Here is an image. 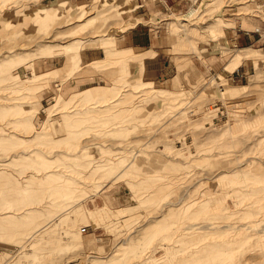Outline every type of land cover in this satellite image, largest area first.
I'll list each match as a JSON object with an SVG mask.
<instances>
[{"label": "rangeland", "instance_id": "obj_1", "mask_svg": "<svg viewBox=\"0 0 264 264\" xmlns=\"http://www.w3.org/2000/svg\"><path fill=\"white\" fill-rule=\"evenodd\" d=\"M158 1L0 0V264H158L166 250L185 264L215 198L230 207L217 213L231 264H264L231 196L236 165L264 170V47L234 61L241 44L223 31L235 16L260 29L264 13L247 0ZM142 3L161 16L164 77L142 75L141 53L115 41ZM85 46L101 57L82 62Z\"/></svg>", "mask_w": 264, "mask_h": 264}, {"label": "bare ground", "instance_id": "obj_2", "mask_svg": "<svg viewBox=\"0 0 264 264\" xmlns=\"http://www.w3.org/2000/svg\"><path fill=\"white\" fill-rule=\"evenodd\" d=\"M68 62H69V60L67 59V61L65 62L66 66H67ZM29 128L32 131L35 127L33 128L32 125L30 124ZM34 130H36V129H34ZM67 134H69V133H67ZM61 136H63V135H61ZM68 136H70V135H68ZM42 152H43V150H42ZM6 156H8V155H6ZM14 156H15V154H14ZM6 159L7 158H5V160H3V161H6ZM3 161H1V162H3ZM3 163H5V162H3ZM2 165H6V164H2ZM233 167L234 166H232L231 169H226V170L224 169L225 174L227 171H232ZM236 167L238 169H241L239 171V176H240L239 185L234 187V190H233L234 194L231 193L232 194L231 196H234L233 200H234L235 205H236L235 207L238 206L239 207L238 211L242 212V227L238 232H239V234H244L247 237L254 238L255 243H257L259 245L258 248L263 249L262 245L264 243H263V240L261 239V236L264 233V217H261V216L264 215V181H263L264 180V170L261 167H256L255 170L253 169V171H250L249 169H247V167H246V169L238 167V165H236ZM61 172H60V174H57V176H56L57 178L62 177L63 174H61ZM228 174H229V172H228ZM46 175L47 174H45L44 176H46ZM223 176H225V175H223ZM58 181H60V180H58ZM57 185H58V183H57ZM54 186L56 187V185L54 184L52 188L55 190L56 188ZM55 191L68 193L71 190H70V188H63L62 189V188L58 187L57 190H55ZM222 196H224V194H222ZM222 200H223L222 198H215L214 202L210 203L209 205L207 204L206 207H208L209 209H212V210H209L208 214H206L207 216L201 218L200 217L201 214H195V216L197 215L196 217L201 218L198 220V223L200 222V226H204V228H202L200 231H193V233L196 235L195 240H194V242H195L194 249L191 250L189 257L187 258L188 260L185 261V264H231L232 257L236 256V248L235 247H229V244L227 243L230 239V237L226 235L227 227L224 225L227 221L225 219H223V216H220L219 213H217V212H221V210L225 211L224 213L229 212L230 207L226 203H221ZM189 204H191V203H189ZM216 205H218V207H216ZM162 206H164V204ZM184 207H188V206L185 205ZM203 207H205V203L202 206V208L200 207L199 209L203 210L204 209ZM164 212L166 213V211H164ZM206 212H207V210H206ZM166 215H167V213H166ZM225 215L228 216V214H225ZM13 218H14V216H12V219ZM15 218L17 219V217H15ZM16 219H13V220H16ZM3 221H5V220H3ZM47 222H49V221H47ZM1 223H3L2 225L6 224L4 222H1ZM11 223H13V222H11ZM192 225H193L192 220L188 221L186 223V225L184 226V228L192 229ZM47 227H48V225H47ZM35 231H37V229L34 230V232ZM36 233H39V232H36ZM227 233L235 234L232 232H227ZM28 238H30V237H27L26 240ZM149 239H152V238H149ZM121 242L126 243V240L122 239ZM126 244H128V243H126ZM147 245H145V246L147 247ZM262 251H264V250H262ZM168 254H169V250H166L165 256L163 258L164 260H166V262H158V264H169L170 263V257ZM261 254H264V252H262ZM157 261H161V260H157Z\"/></svg>", "mask_w": 264, "mask_h": 264}, {"label": "crops", "instance_id": "obj_3", "mask_svg": "<svg viewBox=\"0 0 264 264\" xmlns=\"http://www.w3.org/2000/svg\"><path fill=\"white\" fill-rule=\"evenodd\" d=\"M71 2L82 4L85 0H70ZM167 0L164 2L158 1L153 3V7L166 10L168 8H183L186 7L188 0ZM244 3L245 6L255 9L258 12L264 13V0H247ZM147 3L145 5L140 4L138 6L133 5L129 8L133 18L131 19V24L124 30V32L116 38V42L119 44L120 48L130 47L132 51L136 53H141L142 68L141 73L144 76H149L152 78L164 77L167 74L168 60L165 56V47L167 46V37L165 30H163L161 23V16L156 17L155 21H152L150 17L146 16V13L138 12L141 9H147ZM144 6V7H142ZM140 7V8H139ZM142 7V8H141ZM229 9H235V4L230 3ZM159 11V10H158ZM150 12V10H149ZM262 13V14H263ZM259 15V14H258ZM256 19V18H255ZM252 21V26L260 23L259 26H264V16L263 18H257L256 21ZM229 24L223 27L224 35L226 36L227 42L233 43V45L241 44L238 49L240 54H236L235 60L245 59L243 57L244 52L247 49L257 51V48H252L248 44L257 43L259 47H264V27L258 29L257 26L254 28H248L243 26V21L240 17L235 16L233 20V25L231 19H227ZM248 23V22H247ZM251 21L248 23L250 24ZM246 24V23H245ZM247 26V25H246ZM163 30V31H162ZM100 46H85L80 48V58L81 61H92L99 57L97 53V48ZM102 50V48L100 47ZM242 57V58H240ZM242 59V60H243ZM238 66L243 65L241 62L237 64ZM151 78H148L150 80Z\"/></svg>", "mask_w": 264, "mask_h": 264}, {"label": "built area", "instance_id": "obj_4", "mask_svg": "<svg viewBox=\"0 0 264 264\" xmlns=\"http://www.w3.org/2000/svg\"><path fill=\"white\" fill-rule=\"evenodd\" d=\"M232 72H233V75H236V76L244 75V71H240L238 68L233 69ZM80 229H84V225H82Z\"/></svg>", "mask_w": 264, "mask_h": 264}]
</instances>
